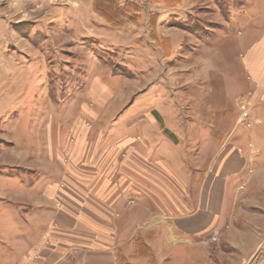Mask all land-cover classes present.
Masks as SVG:
<instances>
[{
    "label": "rangeland",
    "instance_id": "374dc122",
    "mask_svg": "<svg viewBox=\"0 0 264 264\" xmlns=\"http://www.w3.org/2000/svg\"><path fill=\"white\" fill-rule=\"evenodd\" d=\"M263 34L264 0H0V264L158 226L126 211L200 219L212 264H264L243 56ZM30 228L50 238L29 244Z\"/></svg>",
    "mask_w": 264,
    "mask_h": 264
},
{
    "label": "crops",
    "instance_id": "0c3cea01",
    "mask_svg": "<svg viewBox=\"0 0 264 264\" xmlns=\"http://www.w3.org/2000/svg\"><path fill=\"white\" fill-rule=\"evenodd\" d=\"M243 56L244 60L248 62L252 79L253 98H258L256 102L262 108L258 113L260 117L256 123L259 129L257 128L253 131L254 145H264V138H262V131L260 130L264 126V34L248 47ZM235 143L238 142L235 141ZM262 154H264V149L260 148L259 153L256 155H259L258 158H260ZM228 157L229 154H226L222 159L226 160ZM131 207L128 204L126 209L130 208L129 210H131ZM55 213V210L52 211L51 217ZM127 215L126 211L123 220L127 224L137 225L142 228L155 224L158 226L153 227L154 232H133L131 227L129 230L118 232V228L114 226L108 235L109 242L105 240H102V242L100 238L102 236H99L92 241V248L90 247L91 243L87 244L86 247L79 248L81 252L76 260L69 257L66 258V256L63 257L61 254L62 258L60 260L62 262L58 264H212L210 253L199 242V240L205 238L204 233L188 228L190 227V224H188L189 220L198 224L200 219L166 217L163 213L157 212L149 218H141L137 221L134 220V217ZM51 217H49L50 219L42 218L41 222L50 225L55 216ZM109 219L110 224H117L118 217L110 216ZM18 234L24 241L32 245H35L36 241L42 239V237L45 239L50 238L48 235L46 236V233L37 236L34 228L32 230L30 228L29 232H20ZM139 239L143 240V246L148 247V252L138 248ZM15 254L18 256L16 264H24L27 260L30 261L31 256L35 257L37 255V249L34 246L33 250H19Z\"/></svg>",
    "mask_w": 264,
    "mask_h": 264
},
{
    "label": "built area",
    "instance_id": "2783aa9c",
    "mask_svg": "<svg viewBox=\"0 0 264 264\" xmlns=\"http://www.w3.org/2000/svg\"><path fill=\"white\" fill-rule=\"evenodd\" d=\"M245 115H247V113H245Z\"/></svg>",
    "mask_w": 264,
    "mask_h": 264
}]
</instances>
